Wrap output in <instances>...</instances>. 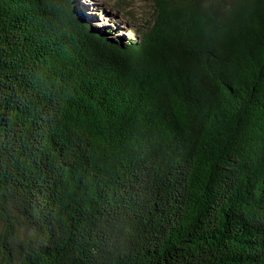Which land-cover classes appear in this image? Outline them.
<instances>
[{"label":"trees","instance_id":"1","mask_svg":"<svg viewBox=\"0 0 264 264\" xmlns=\"http://www.w3.org/2000/svg\"><path fill=\"white\" fill-rule=\"evenodd\" d=\"M155 1L0 0V264H264V0Z\"/></svg>","mask_w":264,"mask_h":264},{"label":"rangeland","instance_id":"2","mask_svg":"<svg viewBox=\"0 0 264 264\" xmlns=\"http://www.w3.org/2000/svg\"><path fill=\"white\" fill-rule=\"evenodd\" d=\"M121 1V0H114ZM78 7L85 17H91L92 24L108 26L114 30L115 36L123 40L134 39V31L138 23L132 20V16L124 14L121 10L111 8L107 0H76ZM140 22L154 17L157 9L155 0H123ZM2 226L0 223V232Z\"/></svg>","mask_w":264,"mask_h":264},{"label":"clouds","instance_id":"3","mask_svg":"<svg viewBox=\"0 0 264 264\" xmlns=\"http://www.w3.org/2000/svg\"><path fill=\"white\" fill-rule=\"evenodd\" d=\"M118 10V9H117Z\"/></svg>","mask_w":264,"mask_h":264}]
</instances>
